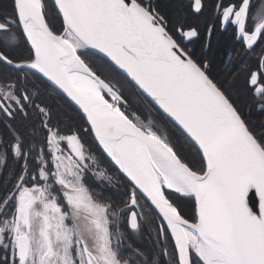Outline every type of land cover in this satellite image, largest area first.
Returning a JSON list of instances; mask_svg holds the SVG:
<instances>
[{
  "label": "snow or ice",
  "instance_id": "obj_1",
  "mask_svg": "<svg viewBox=\"0 0 264 264\" xmlns=\"http://www.w3.org/2000/svg\"><path fill=\"white\" fill-rule=\"evenodd\" d=\"M164 8H0V264H264V123L207 56L231 29L229 76L264 114V0ZM121 179L123 198L105 196Z\"/></svg>",
  "mask_w": 264,
  "mask_h": 264
},
{
  "label": "trees",
  "instance_id": "obj_2",
  "mask_svg": "<svg viewBox=\"0 0 264 264\" xmlns=\"http://www.w3.org/2000/svg\"><path fill=\"white\" fill-rule=\"evenodd\" d=\"M160 2L165 5L164 11L168 13V15H172L176 12L177 8L176 5L179 2V0H160ZM233 43V41H232ZM231 43V40H224L223 43L220 44L219 48L216 50L212 49V45L209 48L207 52V56L209 59L212 60V71L214 74H219L220 79L226 80L227 83L225 84V87H228L229 85H232V91L234 95H237V98L239 101L242 103V107L244 108V102L245 98L243 96V85H244V80H242V77L238 78H227V71H223V66H224V60L225 57L228 54V51L230 50V45L232 46L233 44ZM228 70V68H227ZM237 82V84H234L232 82ZM61 104H63V101H61ZM66 113V115H65ZM61 115L64 119L69 120V122H78L79 116L78 113L76 112L75 109L70 108L65 106L64 111L61 112ZM257 115V112H255V116ZM71 118V119H69ZM0 131H3V123L0 122ZM126 180L121 179L120 182L117 184V188H109L108 191L104 192L105 196H112L113 199H120L123 198V192L125 191V186H126ZM99 191V189H97ZM152 231L155 235V226L152 223ZM146 245L151 244V240L149 238H146Z\"/></svg>",
  "mask_w": 264,
  "mask_h": 264
},
{
  "label": "flooded vegetation",
  "instance_id": "obj_3",
  "mask_svg": "<svg viewBox=\"0 0 264 264\" xmlns=\"http://www.w3.org/2000/svg\"><path fill=\"white\" fill-rule=\"evenodd\" d=\"M0 8H6L7 10L11 11V0H0ZM208 13L205 14V17H208ZM203 20L204 18H201L200 20V24H201V28H203ZM220 37L216 40V37ZM230 39L231 40V43L232 41H235L231 35V29H229L228 32H223L221 33L219 31V25H217V31L213 34L212 38H211V41H210V47L212 45V49L213 50H216L219 48L220 44L223 43L224 40H228ZM236 42V41H235ZM237 43V42H236ZM205 44V33L202 31L201 32V37L199 38H194L193 41L191 43L188 44V47L193 49L196 53H200L203 46ZM233 46V45H232ZM232 46L230 45V50L228 51V54L227 56L225 57V60H224V66H223V69H227V78L231 79L233 77L229 76V70H231V66L232 64L231 63H227L228 60H229V53L232 51ZM209 47V48H210ZM236 49V53L235 55L232 56V61L235 62V59H236V56L239 54L238 52L240 51L241 52V49H240V46L239 44L237 43V48ZM209 50V49H208ZM208 55V54H207ZM247 59V58H246ZM225 64H227V66L225 67ZM244 85H243V90H244ZM243 96L245 98V102H244V109L245 111H249V115H250V119L257 125L261 124V123H264V114H261L258 109H251L249 110L248 109V105L250 104V99L244 94V91H243ZM255 112H257V115L255 116Z\"/></svg>",
  "mask_w": 264,
  "mask_h": 264
},
{
  "label": "rangeland",
  "instance_id": "obj_4",
  "mask_svg": "<svg viewBox=\"0 0 264 264\" xmlns=\"http://www.w3.org/2000/svg\"><path fill=\"white\" fill-rule=\"evenodd\" d=\"M221 37V36H220ZM219 36L218 37H216V40L218 39V38H220ZM233 46H232V49L233 48H237V43L235 42V41H233ZM239 54L236 56V59L239 57V55H240V51L238 52ZM235 59V60H236ZM232 67V66H231ZM225 69H223V71H224ZM225 71H227V69L225 70ZM230 71V70H229ZM227 73V72H226ZM242 77V76H241ZM243 78V77H242ZM242 80H244V79H242ZM232 83H234V84H237V82L235 81V82H232ZM117 186L118 185H116L115 187H110V188H113V189H115V188H117ZM118 189V188H117ZM141 204H144L145 202H144V200L143 199H141ZM148 210L147 209H145V212H147ZM152 232L153 233V231H152V222L151 221H149V223L147 224V229H146V231H144L143 233H141V234H137V235H135L134 236V239H135V241L137 242V243H139V244H141V245H146L147 243H146V238H148V232ZM153 236H154V233H153Z\"/></svg>",
  "mask_w": 264,
  "mask_h": 264
}]
</instances>
